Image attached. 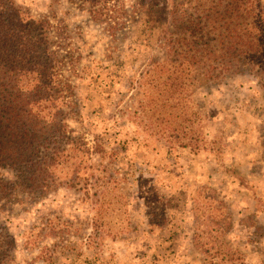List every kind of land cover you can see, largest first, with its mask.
<instances>
[{"label":"rangeland","instance_id":"1","mask_svg":"<svg viewBox=\"0 0 264 264\" xmlns=\"http://www.w3.org/2000/svg\"><path fill=\"white\" fill-rule=\"evenodd\" d=\"M14 1L60 28L52 47L64 64L68 54L78 57L77 76L68 65L62 70L74 91L65 113L94 169L75 186L0 207V264H203L193 238L223 239V250L237 251L244 264H264V73L245 67L207 78L199 69L187 75L184 65L171 68L174 74L157 71L158 63L174 65L165 40L175 30L172 5L180 15L200 5L203 15L210 0H109L105 22L79 1ZM168 75L176 77L182 116L164 123L181 128L191 120L197 148L169 143L168 133L158 137L157 113L150 125L146 108L139 110L170 96ZM97 143L106 149L102 161Z\"/></svg>","mask_w":264,"mask_h":264},{"label":"trees","instance_id":"2","mask_svg":"<svg viewBox=\"0 0 264 264\" xmlns=\"http://www.w3.org/2000/svg\"><path fill=\"white\" fill-rule=\"evenodd\" d=\"M66 1L87 4L95 21H110L111 15L107 12L110 8L106 5L109 0ZM199 6L196 14L180 15L174 4L167 12L176 13L175 30L165 33L167 55L174 65L164 68L158 63L157 71L174 74L173 70L184 65L187 75L199 69L207 78L242 72L245 67L248 70L256 67L255 70L264 73V3L225 0L218 7L215 0H210L206 8L209 11L203 15ZM51 19L36 16L14 0H0V207L22 206L28 198L40 197L60 185L75 186L82 175L94 169L90 148L70 127L65 113L67 104L71 103L67 98L74 91L70 79L66 78L69 75H63L62 70L68 65V71L77 76L78 57L68 54L64 64L58 56L52 47L56 43L53 37L61 33L58 26L51 24ZM108 27L113 31V26ZM169 76L166 79L171 78L173 86L170 96L146 100L139 105V110L146 108L150 125L154 124L151 117L157 113L156 119L160 122L154 124V129L158 137L168 133L169 143L197 148L191 120L187 119L189 124L181 128L172 126L171 122L164 123L170 116L173 120L182 116L176 111L180 99L173 96L176 77ZM79 78H82L80 72ZM162 84L163 80L155 84L158 95L164 92ZM143 92H140L143 97L151 94L148 88ZM171 97L173 102L168 104ZM73 105L71 113H79ZM164 108H174L176 112L165 114L161 110ZM182 138L187 141H181ZM93 150L102 161L106 149L97 143ZM102 186L106 188L107 182ZM107 190L101 191L102 196L105 197ZM102 196L98 205H102ZM149 225L152 230L154 226L150 222ZM216 243L193 238V244L203 249V264H244L240 253L228 246L223 250L225 240Z\"/></svg>","mask_w":264,"mask_h":264}]
</instances>
